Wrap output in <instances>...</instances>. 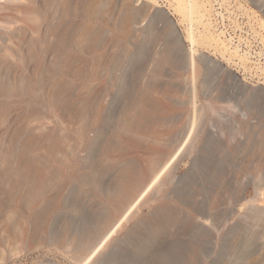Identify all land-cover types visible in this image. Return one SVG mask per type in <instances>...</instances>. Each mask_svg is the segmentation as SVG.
Listing matches in <instances>:
<instances>
[{
  "label": "rangeland",
  "instance_id": "rangeland-1",
  "mask_svg": "<svg viewBox=\"0 0 264 264\" xmlns=\"http://www.w3.org/2000/svg\"><path fill=\"white\" fill-rule=\"evenodd\" d=\"M202 1L193 53L174 0H0V264H264V0Z\"/></svg>",
  "mask_w": 264,
  "mask_h": 264
},
{
  "label": "bare ground",
  "instance_id": "bare-ground-1",
  "mask_svg": "<svg viewBox=\"0 0 264 264\" xmlns=\"http://www.w3.org/2000/svg\"><path fill=\"white\" fill-rule=\"evenodd\" d=\"M152 2H156V0H152ZM25 7V6H24ZM8 10H9V7H7ZM22 8V7H21ZM204 8H205V4L202 0H174V2H172L170 4V7L169 9L172 10V12H174L175 14H178L181 18H182V22L184 23H188V25L190 26L189 27V34H188V40L192 43V47H191V50L193 53H195L197 50L195 48V45L198 43L197 40L198 38H202V36H206V35H202L201 33H196V30L194 28V22L196 21H204L205 19V13L203 12L204 11ZM12 10V8H11ZM24 10V9H23ZM28 11H30L28 9ZM27 11V12H28ZM21 12V11H20ZM26 12V10H25ZM30 13V12H29ZM32 13V12H31ZM93 13V12H92ZM173 13V14H174ZM23 14V13H22ZM24 15V14H23ZM27 15V14H26ZM33 15V14H32ZM73 16V15H72ZM23 17V16H22ZM31 17V16H30ZM15 18V16H14ZM17 18V17H16ZM19 18V17H18ZM17 18V19H18ZM197 18V19H196ZM16 19V20H17ZM20 19V18H19ZM26 20V17L24 18ZM21 22V21H20ZM16 23V22H15ZM27 22H25L26 24ZM29 23V22H28ZM27 23V24H28ZM64 24V23H63ZM27 26V25H26ZM64 26V25H63ZM22 27V26H21ZM62 27V26H61ZM53 27H51L52 29ZM27 29V28H26ZM57 31V30H56ZM86 31V30H85ZM52 32V31H51ZM21 33V32H20ZM58 34V33H57ZM91 34V33H90ZM222 34L225 35V32L222 31ZM221 34V35H222ZM10 35V34H9ZM21 35V34H20ZM25 35V34H23ZM220 36V35H219ZM16 37V36H15ZM17 38V37H16ZM30 38V37H29ZM15 39V38H14ZM18 39V38H17ZM24 39V38H23ZM37 40V39H36ZM211 46L214 48H218L221 50L222 52V56L223 58L227 59L229 62L233 61V59L235 58H239V56H249L251 53L252 55L249 56V62L255 64L256 66H258L259 69H262V71L264 72V66L262 65V61L264 60H261V63L258 61V59L260 57H258L259 54H257V52H254L253 50H251V53L250 52H246V53H243V55L241 54V50H240V47L237 46L236 47V50L234 52H231L228 48H227V45L224 43V40H221V38H216L214 36H208V39H207ZM229 42H233V39L232 38H229L228 39ZM54 41V40H53ZM37 42V41H36ZM50 42V41H49ZM62 42V41H61ZM65 42V41H64ZM23 43V41H22ZM28 43V42H27ZM241 44V42H240ZM25 45V44H24ZM57 45V44H56ZM61 46V45H60ZM18 47V46H17ZM48 47V46H47ZM242 47V45H241ZM244 49V48H243ZM23 50V49H22ZM250 50V49H249ZM50 51V50H49ZM66 51V50H65ZM247 51V50H245ZM65 54V53H64ZM193 55V54H192ZM60 56V55H59ZM66 57V56H65ZM247 58V57H246ZM44 60V59H43ZM42 60V61H43ZM47 60V59H46ZM194 60V59H193ZM241 60H243V58L241 57ZM37 62V61H36ZM38 63V62H37ZM62 63V62H61ZM193 65H194V62H193ZM45 66V65H44ZM36 102V101H35ZM188 144V143H187ZM187 146V145H186ZM175 159H177V157L173 158L172 160V163H174ZM171 163V164H172ZM40 169V168H39ZM167 167H165L163 170H161L160 173H158L155 177V179L153 180V182L148 186V188L140 195V197L134 202V204L129 208V210L126 212L124 218L119 221L102 239V241L96 246L94 252L91 254L89 260H91L99 251L100 249L107 243V241L113 236V234L117 231V229L120 227V225L122 224V222L128 218V216L131 214V212L137 208V206H139L140 202L143 200V198L147 195V193L152 189V187L156 184V182L160 179V177L162 176V174L166 171ZM45 175V174H44ZM23 182V181H22ZM38 182V181H37ZM36 183V182H35ZM32 191V190H31ZM7 195V194H6ZM4 198V197H3ZM10 199V198H9ZM1 200V199H0ZM14 201V200H13ZM6 203V202H5ZM26 203V202H25ZM6 204H4V207H5ZM10 205V204H9ZM15 206V205H14ZM29 207V206H28ZM33 208H36L33 207ZM8 209V208H7ZM28 211H31L30 209ZM17 212V210H16ZM5 213V212H4ZM33 216L38 215L36 213V211L32 212ZM11 215H13L11 213ZM20 215V214H19ZM29 215V214H28ZM9 217V216H8ZM37 217V216H36ZM6 220V219H5ZM4 220V217H3V214L2 212L0 211V243H4L6 242L7 240L9 241L12 237H11V233L12 231L14 230L15 228V224H10L12 222H9V223H4L6 222ZM10 221V220H9ZM42 221V220H41ZM36 222V221H35ZM17 223V222H16ZM19 224V223H18ZM30 226V225H29ZM45 226V225H44ZM43 226V227H44ZM4 227V230L2 229ZM34 229V228H33ZM16 230V229H15ZM20 230V229H19ZM1 233H3L1 235ZM5 233V234H4ZM10 236V237H9ZM10 238V239H9ZM22 239V238H21ZM7 241V242H8ZM10 242V241H9ZM142 243V248H140L141 250L140 253H145V251H148V249L150 248V241L149 239H146L144 242H140ZM139 253V254H140ZM141 255V257H142ZM116 258V255L113 254L111 255L110 257H108V260L109 262H112L114 261ZM139 258V257H138Z\"/></svg>",
  "mask_w": 264,
  "mask_h": 264
}]
</instances>
